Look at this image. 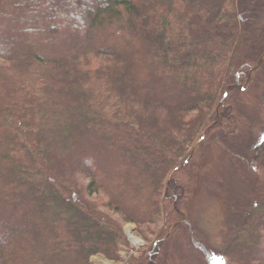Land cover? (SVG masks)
Returning a JSON list of instances; mask_svg holds the SVG:
<instances>
[{"label":"trees","instance_id":"16d2710c","mask_svg":"<svg viewBox=\"0 0 264 264\" xmlns=\"http://www.w3.org/2000/svg\"><path fill=\"white\" fill-rule=\"evenodd\" d=\"M263 69L262 0H0V264L118 262L122 225L162 218L137 260L161 264L193 240L196 139H233ZM252 160L222 264H264V132Z\"/></svg>","mask_w":264,"mask_h":264},{"label":"rangeland","instance_id":"374dc122","mask_svg":"<svg viewBox=\"0 0 264 264\" xmlns=\"http://www.w3.org/2000/svg\"><path fill=\"white\" fill-rule=\"evenodd\" d=\"M252 80L250 87L235 98L237 133L233 139L220 142L216 132L196 139L199 146L194 156H189L193 159L186 170L195 178L186 202L185 220L193 240L186 241L177 233L169 237L164 252L161 249V264H222L231 238L256 208L258 197L248 172L256 173L252 158L264 132V69L257 71ZM162 226V218L142 228L123 224L126 244L119 252L120 261L95 255L90 258L91 264H99L100 260L137 264L140 254L150 250ZM129 235L139 244H134Z\"/></svg>","mask_w":264,"mask_h":264},{"label":"bare ground","instance_id":"6f19581e","mask_svg":"<svg viewBox=\"0 0 264 264\" xmlns=\"http://www.w3.org/2000/svg\"><path fill=\"white\" fill-rule=\"evenodd\" d=\"M129 237H130V240H131L134 244H139V240L133 238V237L130 236V235H129ZM99 264H110V263H108V262H106V261H104V260H100Z\"/></svg>","mask_w":264,"mask_h":264},{"label":"water","instance_id":"95a60500","mask_svg":"<svg viewBox=\"0 0 264 264\" xmlns=\"http://www.w3.org/2000/svg\"><path fill=\"white\" fill-rule=\"evenodd\" d=\"M203 138H204V135H202V136L200 137V140H202ZM191 156H192V154L190 155V157H191ZM190 157H189V158H190Z\"/></svg>","mask_w":264,"mask_h":264}]
</instances>
